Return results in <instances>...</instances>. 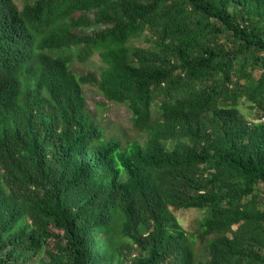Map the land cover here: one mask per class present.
I'll return each instance as SVG.
<instances>
[{"label":"trees","instance_id":"obj_1","mask_svg":"<svg viewBox=\"0 0 264 264\" xmlns=\"http://www.w3.org/2000/svg\"><path fill=\"white\" fill-rule=\"evenodd\" d=\"M112 7L123 11L113 26L84 32ZM261 9L264 0H0V264L44 253L50 264H99L117 233L138 251L128 264H264L254 195L264 122L240 110L247 100L264 117V26L250 20ZM140 39L149 46L134 62L127 51ZM97 55L102 93L127 107L144 145L106 138L87 110L91 79L74 67ZM183 137L185 152L168 155L166 142ZM177 208L205 212L196 234Z\"/></svg>","mask_w":264,"mask_h":264},{"label":"rangeland","instance_id":"obj_2","mask_svg":"<svg viewBox=\"0 0 264 264\" xmlns=\"http://www.w3.org/2000/svg\"><path fill=\"white\" fill-rule=\"evenodd\" d=\"M17 5L22 8L25 0H15ZM144 1V0H143ZM123 12L121 8L112 7L106 9L100 15L95 16L91 21L93 22L84 29V32L91 34L99 31H106L115 24L116 19L119 17V13ZM236 11H232L235 13ZM264 10L261 9V15ZM252 22L259 21L260 26H264L263 15L260 17L257 13H251ZM148 44L140 39L139 42L132 43L127 51V57L129 60L137 62L140 59V49L148 48ZM78 74L89 75L91 81L84 86V94L87 101V110L93 115L95 123L99 124L104 129L106 138L115 139L120 141L123 145H127L132 142H139L144 145L148 140V134L137 130L132 122V115L125 105H119L108 101L97 80L103 64L99 56H94L89 61L84 63H76L74 67ZM96 77V78H94ZM241 114L250 123L251 126L259 125L264 122L262 117V111L253 103L247 100H242L240 103ZM7 121L0 119V127L6 126ZM189 146V140L185 137L181 139H173L170 142H166V152L168 155L182 154ZM224 182L220 184L218 189L220 191L227 190L232 180L229 177L223 178ZM258 198L264 201V184H261L256 188L254 192ZM175 215L180 224L188 231L189 234H196L200 224L203 221L205 212L199 209H184L177 208L174 210ZM153 221H149L145 225V229L148 228ZM113 245V246H112ZM112 245L105 246L106 254L103 260L99 264H128L138 255V251L132 250V241L121 233L115 234ZM198 254L203 261H209L211 258L210 248L206 247L204 243L198 242ZM116 246L117 248H115ZM51 258L47 253L42 254L35 259L34 264H50Z\"/></svg>","mask_w":264,"mask_h":264}]
</instances>
